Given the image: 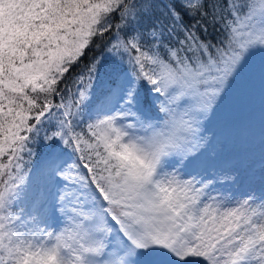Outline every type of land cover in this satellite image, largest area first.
<instances>
[{"label":"rangeland","instance_id":"374dc122","mask_svg":"<svg viewBox=\"0 0 264 264\" xmlns=\"http://www.w3.org/2000/svg\"><path fill=\"white\" fill-rule=\"evenodd\" d=\"M49 1L39 0L40 23L17 39L19 51L36 45L39 27L49 33L54 24L62 23L56 19V7L45 12ZM106 1L99 0L93 12L107 6ZM87 9L86 5L81 10L85 15L80 14L73 27L50 33L49 38L57 40L54 55L65 51L69 58L84 45L91 25L82 19L92 20ZM255 11L254 23L240 18L233 30L230 46H237L221 51L217 58L221 79L231 75L245 86L237 96L214 105L202 96L187 102L166 136L156 131L147 134L143 119L131 109L139 100L130 98L136 78L127 69L116 72L110 89L94 104L100 113H110L101 117L105 122L122 121L124 145L134 160L129 176L117 185L134 201L130 207L135 213L129 214L141 226L121 222L131 235L130 245L125 243L127 252L118 254L124 245L106 226V205L97 203L96 192L73 157L60 160L47 151L41 158L44 173L14 221L19 249L14 264H264V0L255 5ZM243 26H250V34L241 30ZM242 34L250 43L241 42ZM243 50L252 55L243 59L238 55ZM38 66L39 60L34 67ZM162 70L159 85L176 100L188 85L196 88V84L220 81L216 73L192 71L182 76L176 71L168 74L167 66ZM141 81L151 84L146 76ZM153 84L158 81L154 79ZM159 85L149 93L152 99ZM213 92L225 96L222 89L212 88ZM22 184L11 181L13 198ZM142 186L147 189L141 190ZM120 215L124 218V213ZM104 238L105 251H100Z\"/></svg>","mask_w":264,"mask_h":264},{"label":"trees","instance_id":"16d2710c","mask_svg":"<svg viewBox=\"0 0 264 264\" xmlns=\"http://www.w3.org/2000/svg\"><path fill=\"white\" fill-rule=\"evenodd\" d=\"M50 1L45 12L56 7V19L62 23L54 24L49 33L39 27L36 45L28 49L33 51L23 52L17 39L38 27L43 6L39 0H0V264L18 262L14 221L44 173L41 158L47 151L60 160L73 157L72 162L96 192L97 203L106 205V226L124 245L118 254L127 252L125 243L130 245L131 235L121 222L139 226L137 219L130 217L135 213L130 207L134 201L117 185L131 172L134 160L126 151V142L124 145L122 121L105 122L101 117L110 113H100L94 104L110 89L116 72L127 69L136 78L130 98L139 100L131 109L143 119L147 134L156 131L166 136L187 102L202 96L214 105L237 96L245 86L231 75L222 80L217 58L221 51L237 46L230 44H234L232 33L239 19L254 23L255 5L263 0H108L96 13L99 0ZM86 5V15L92 18L82 19L91 25L86 42L72 57L66 58L65 51L54 55L57 40L50 39V33L73 27L80 14L85 15L81 10ZM249 28L241 30L248 32ZM247 39L242 34L241 42ZM238 55L247 59L252 53L243 50ZM163 66L170 68L168 74L176 71L182 76L192 71L216 73L220 81L196 84V88L188 85L181 98L172 99L159 85ZM144 76L150 85L142 84ZM154 79L159 86L152 99L149 93L156 87ZM206 86L210 88L205 92ZM212 88L222 89L224 98L212 93ZM17 180L23 184L17 188L18 197L13 198L9 187ZM106 243L104 238L100 251H105ZM113 249L112 245L107 257Z\"/></svg>","mask_w":264,"mask_h":264}]
</instances>
